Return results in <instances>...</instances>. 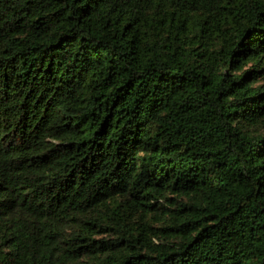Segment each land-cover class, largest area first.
I'll return each mask as SVG.
<instances>
[{"label":"trees","instance_id":"16d2710c","mask_svg":"<svg viewBox=\"0 0 264 264\" xmlns=\"http://www.w3.org/2000/svg\"><path fill=\"white\" fill-rule=\"evenodd\" d=\"M0 264H264V0H0Z\"/></svg>","mask_w":264,"mask_h":264}]
</instances>
